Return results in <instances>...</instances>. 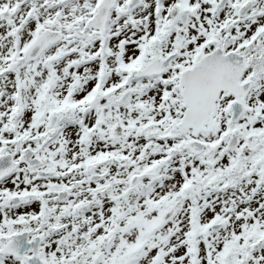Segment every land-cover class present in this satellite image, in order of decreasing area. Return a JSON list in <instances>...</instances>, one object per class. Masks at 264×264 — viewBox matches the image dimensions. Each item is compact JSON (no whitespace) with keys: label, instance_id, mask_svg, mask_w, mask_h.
<instances>
[{"label":"snow or ice","instance_id":"1","mask_svg":"<svg viewBox=\"0 0 264 264\" xmlns=\"http://www.w3.org/2000/svg\"><path fill=\"white\" fill-rule=\"evenodd\" d=\"M0 264H264V0H0Z\"/></svg>","mask_w":264,"mask_h":264}]
</instances>
